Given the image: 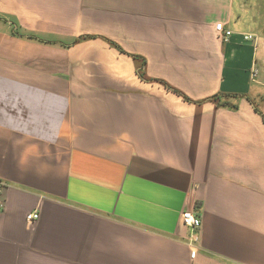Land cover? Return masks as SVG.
Listing matches in <instances>:
<instances>
[{"label": "crops", "instance_id": "obj_1", "mask_svg": "<svg viewBox=\"0 0 264 264\" xmlns=\"http://www.w3.org/2000/svg\"><path fill=\"white\" fill-rule=\"evenodd\" d=\"M0 180V264H264V0H0Z\"/></svg>", "mask_w": 264, "mask_h": 264}, {"label": "built area", "instance_id": "obj_2", "mask_svg": "<svg viewBox=\"0 0 264 264\" xmlns=\"http://www.w3.org/2000/svg\"><path fill=\"white\" fill-rule=\"evenodd\" d=\"M216 30L219 33V36L224 41H227L230 38V36L232 35V31L227 30L222 23H219L216 25ZM245 39L246 40H253L254 37L251 35H247L245 37ZM3 189H4V184L0 180V210H2V208L4 206L3 201H2ZM27 219L29 221H35V220L39 219V213L30 214V215H28ZM181 220H182L183 224L192 231L193 242H197L198 241L197 233L200 230V227L202 224L200 217L198 215H196L194 212L186 210L182 213ZM196 255H197V250L195 249L191 252V257L195 258Z\"/></svg>", "mask_w": 264, "mask_h": 264}, {"label": "trees", "instance_id": "obj_3", "mask_svg": "<svg viewBox=\"0 0 264 264\" xmlns=\"http://www.w3.org/2000/svg\"><path fill=\"white\" fill-rule=\"evenodd\" d=\"M116 47H117V46H116ZM136 58H139V57L136 56ZM142 64H143V67H142V70H141V72H140V75H141L143 78H145V70H144V68H145V61H144V60H143ZM155 81H157V82H159V83L165 85L167 88H169V89H171L172 91L176 92L177 94L183 96V94H182L181 92H179V91L173 89L172 87H170V86H169L168 84H166L165 82H163V81H158V80H155ZM185 99L188 100V98H186V97H185ZM212 99H213V100L217 99V96L213 97Z\"/></svg>", "mask_w": 264, "mask_h": 264}]
</instances>
